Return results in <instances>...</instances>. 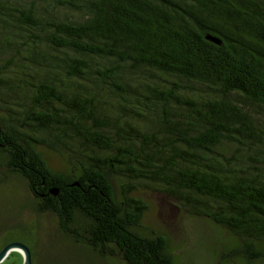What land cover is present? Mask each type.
<instances>
[{
  "label": "trees",
  "instance_id": "trees-1",
  "mask_svg": "<svg viewBox=\"0 0 264 264\" xmlns=\"http://www.w3.org/2000/svg\"><path fill=\"white\" fill-rule=\"evenodd\" d=\"M0 154L97 256L175 264L141 184L264 260V0H0Z\"/></svg>",
  "mask_w": 264,
  "mask_h": 264
},
{
  "label": "rangeland",
  "instance_id": "rangeland-1",
  "mask_svg": "<svg viewBox=\"0 0 264 264\" xmlns=\"http://www.w3.org/2000/svg\"><path fill=\"white\" fill-rule=\"evenodd\" d=\"M43 153L52 167H66L65 158L57 152L45 148ZM137 187L135 195L146 204L140 228L143 233L165 237L175 264H264V260L243 258L231 235L209 219L189 214L157 189ZM34 207L27 184L5 167L0 154V243L10 238L33 242L34 255L41 264H126L116 254L100 257L71 242L60 232L53 213L38 212ZM18 260L13 253L4 264Z\"/></svg>",
  "mask_w": 264,
  "mask_h": 264
},
{
  "label": "water",
  "instance_id": "water-1",
  "mask_svg": "<svg viewBox=\"0 0 264 264\" xmlns=\"http://www.w3.org/2000/svg\"><path fill=\"white\" fill-rule=\"evenodd\" d=\"M214 42L220 43V41L217 38H211ZM22 125V124H21ZM50 193L55 195L57 193V190L55 188L50 189ZM12 249H17L21 252L22 254V263L21 264H31V257H30V251L25 246L24 243L19 242V241H11L7 244H5L1 249H0V261L8 254V252Z\"/></svg>",
  "mask_w": 264,
  "mask_h": 264
},
{
  "label": "flooded vegetation",
  "instance_id": "flooded-vegetation-1",
  "mask_svg": "<svg viewBox=\"0 0 264 264\" xmlns=\"http://www.w3.org/2000/svg\"><path fill=\"white\" fill-rule=\"evenodd\" d=\"M11 241H19V242H22L25 244V246H27V248L29 249L30 251V257H31V264H38L39 262L37 261L35 255H34V245H33V242L31 241H25V240H22V239H19V238H10V239H7L5 241H3L2 243H0V249L7 243L11 242ZM13 253H17L18 257L20 260H18L19 262H15L14 264H21L22 263V254L19 250L17 249H12L8 252V254L0 261V264H4L5 261L13 254ZM39 261H42V260H39ZM42 262H40L39 264H41Z\"/></svg>",
  "mask_w": 264,
  "mask_h": 264
}]
</instances>
